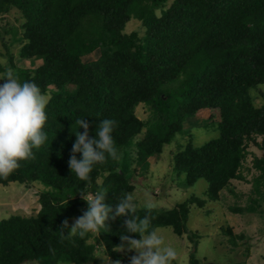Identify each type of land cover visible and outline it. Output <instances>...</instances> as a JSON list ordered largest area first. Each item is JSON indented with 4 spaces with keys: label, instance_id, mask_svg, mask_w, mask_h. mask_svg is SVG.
<instances>
[{
    "label": "trees",
    "instance_id": "trees-1",
    "mask_svg": "<svg viewBox=\"0 0 264 264\" xmlns=\"http://www.w3.org/2000/svg\"><path fill=\"white\" fill-rule=\"evenodd\" d=\"M12 10L21 18L12 28L14 35L21 29L14 38L21 43L19 58L41 63L17 66L11 55L9 63L21 82L34 80L50 92L47 140L0 183L39 180L46 187L34 214L0 218V264L129 261L130 251L117 247L128 217L109 218L83 239L68 238L67 229L62 239L63 221L71 226L87 210L81 191L107 194L105 203L114 208L134 189V173L147 168L149 158L204 109L218 110L219 134L201 145L186 142L173 154V171L186 185L206 179L204 194L218 199L232 178L243 177L252 143L263 152L252 159L259 173L252 178L251 197L264 199V101L257 104L250 92L264 84V0H0V16ZM131 18L141 22L142 33L124 32ZM140 103L149 111L146 119L135 112ZM79 118L90 124L91 138L102 119L118 122L112 135L119 160L95 165L88 181L76 178L68 163ZM193 201L202 205L205 199L190 195L151 213L137 205L136 214H150L151 228L170 225L181 235ZM222 230L231 234L232 227ZM190 260L197 264L193 255Z\"/></svg>",
    "mask_w": 264,
    "mask_h": 264
},
{
    "label": "rangeland",
    "instance_id": "rangeland-1",
    "mask_svg": "<svg viewBox=\"0 0 264 264\" xmlns=\"http://www.w3.org/2000/svg\"><path fill=\"white\" fill-rule=\"evenodd\" d=\"M20 22V15L15 10L0 16V66L4 68L0 70V76L11 67L10 55L17 66L35 67L41 63L39 59L19 58L21 43L14 41V38L21 35V29H18L16 35L12 30L14 27L18 28ZM133 30L140 33L144 30L136 18H131L124 28L127 33ZM90 57H94V54ZM4 82L0 81V85ZM250 92L257 104L264 101V84ZM44 94L49 97V90ZM135 112L141 119L149 116L143 103L136 106ZM218 119L217 109L198 111L186 120L183 129L175 134L160 154L149 158L148 167L138 169L133 176L135 187L129 192H135L136 205H145V201H151L156 207H171L190 195L205 199L202 205L195 201L189 204L187 228L181 235L175 233L170 225L155 228L163 235L165 244L177 252V257L171 264H191V255L196 258L197 264H243L244 261L246 264H264V199L251 197L256 195L252 190V178L259 173L252 166V159L260 156L263 151L254 144H249L246 159L240 169L243 177L232 178L228 186L221 190L218 199H209L204 194L206 179L199 178L193 184L186 185L183 183V175L172 169L173 154L186 142L190 140L194 145H201L218 136L215 122ZM44 187L46 185L39 180L0 183V218L15 213L34 214L39 207L38 193ZM249 204L254 205L253 210L246 209ZM74 219H71V223ZM225 225L232 227L231 234L222 230ZM97 248L98 255H104L101 246ZM136 254L134 251L128 253L129 261L122 264H131L130 258ZM34 263L32 260H24L20 264ZM105 264H115V261H106Z\"/></svg>",
    "mask_w": 264,
    "mask_h": 264
},
{
    "label": "clouds",
    "instance_id": "clouds-1",
    "mask_svg": "<svg viewBox=\"0 0 264 264\" xmlns=\"http://www.w3.org/2000/svg\"><path fill=\"white\" fill-rule=\"evenodd\" d=\"M0 81V178L7 179L20 166V161L33 157V149H39L47 140L44 131L47 121L46 106L49 97L44 94L34 80L21 82L11 67H8ZM118 126L114 119H102L96 129V138L89 134L90 124L85 118L75 120L72 131L76 141L72 148L69 166L72 173L81 181H88L90 173L97 164L105 163L109 158L119 160V153L113 139V131ZM84 129L83 132L79 129ZM75 129V130H74ZM77 153L82 158H77ZM82 199L87 203V210L74 219L72 225L65 219L59 231L61 238L79 236L85 238L89 233L98 231L106 222L118 217H128L123 224L126 231L121 234L120 251L126 248L137 253L131 256V264H171L177 257L176 250L165 244L158 229L151 228L150 214L143 218L136 214V194L126 192L118 199L113 208L105 203L103 192L88 193L81 191ZM148 213L155 205L145 201ZM129 234H138L135 239ZM115 264H121L116 261Z\"/></svg>",
    "mask_w": 264,
    "mask_h": 264
}]
</instances>
